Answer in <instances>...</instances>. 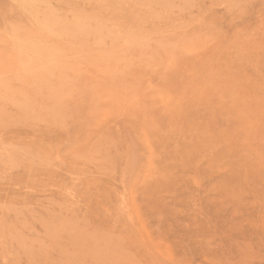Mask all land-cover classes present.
<instances>
[{"label": "rangeland", "instance_id": "1", "mask_svg": "<svg viewBox=\"0 0 264 264\" xmlns=\"http://www.w3.org/2000/svg\"><path fill=\"white\" fill-rule=\"evenodd\" d=\"M0 264H264V0H0Z\"/></svg>", "mask_w": 264, "mask_h": 264}, {"label": "bare ground", "instance_id": "2", "mask_svg": "<svg viewBox=\"0 0 264 264\" xmlns=\"http://www.w3.org/2000/svg\"><path fill=\"white\" fill-rule=\"evenodd\" d=\"M93 30H94V29H93ZM96 31H97V30H96ZM16 33H17V32H16ZM11 34H12V33H11ZM88 39H89V38H88ZM142 40H143V39H142ZM131 41H132V40H131ZM131 41H129V42H131ZM139 41H140V40H139ZM139 41H138V42H139ZM132 42H133V41H132ZM132 42H131V43H132ZM131 43H130V44H131ZM133 43H134V42H133ZM26 47H27V46H26ZM121 47H122V46H121ZM122 50H123V48H122ZM11 52H12V50H11ZM54 62H55V61H54Z\"/></svg>", "mask_w": 264, "mask_h": 264}]
</instances>
